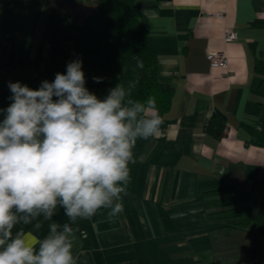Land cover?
<instances>
[{
  "label": "crops",
  "instance_id": "obj_1",
  "mask_svg": "<svg viewBox=\"0 0 264 264\" xmlns=\"http://www.w3.org/2000/svg\"><path fill=\"white\" fill-rule=\"evenodd\" d=\"M31 8L11 2L7 9L21 16L1 21L0 33L10 25L28 27ZM136 11L157 54L159 79L173 89L171 107L160 116L156 137L137 142L123 211L109 219L100 210L75 225L79 264H209V250L200 245L208 216L196 196L200 186L222 181L251 194L254 218L244 264H264V148L248 143L264 120V75L254 68L256 58L264 59V26L251 24L264 19V0H136ZM217 11L224 16H212ZM226 30L238 39L224 42ZM37 32L32 41L26 36L19 53L14 41L1 45L11 47L0 53V108L10 104L8 82L19 81L20 67L31 66L37 49H45ZM213 50L228 55L225 75L209 66L206 55ZM215 114L226 119L219 139L204 131ZM54 220L67 222L62 210ZM49 223L40 218L39 227L26 228L42 238Z\"/></svg>",
  "mask_w": 264,
  "mask_h": 264
},
{
  "label": "clouds",
  "instance_id": "obj_2",
  "mask_svg": "<svg viewBox=\"0 0 264 264\" xmlns=\"http://www.w3.org/2000/svg\"><path fill=\"white\" fill-rule=\"evenodd\" d=\"M80 58L38 89L8 82L0 108V264H79L75 227L106 210L123 211L139 140L163 123L155 99L117 83L103 98L86 87ZM103 82V77H93ZM67 222L54 220L58 211ZM49 221L38 237L26 226ZM34 222H36L34 224Z\"/></svg>",
  "mask_w": 264,
  "mask_h": 264
},
{
  "label": "trees",
  "instance_id": "obj_3",
  "mask_svg": "<svg viewBox=\"0 0 264 264\" xmlns=\"http://www.w3.org/2000/svg\"><path fill=\"white\" fill-rule=\"evenodd\" d=\"M92 1L96 20L86 26L78 22L74 6ZM47 16L41 31L43 43L69 50L68 62L80 58L86 87L103 98L117 83L135 84L133 97L155 99L159 116L169 111L173 89L158 76V57L149 43L148 30L136 11V0H45ZM252 25L264 26V19ZM15 28V27H14ZM16 37L7 36L10 41ZM67 62V63H68ZM254 68L264 75V59L256 58ZM103 77L101 83L93 77ZM226 119L215 114L204 127L219 139ZM248 143L264 148V120H259ZM196 200L203 202L208 218L216 221L210 232L209 264H244L254 218L253 199L245 189L226 181L202 185Z\"/></svg>",
  "mask_w": 264,
  "mask_h": 264
},
{
  "label": "rangeland",
  "instance_id": "obj_4",
  "mask_svg": "<svg viewBox=\"0 0 264 264\" xmlns=\"http://www.w3.org/2000/svg\"><path fill=\"white\" fill-rule=\"evenodd\" d=\"M9 2H13L15 6H17V8H21L22 5L30 4L32 7L31 9H33L32 19H34V21H29L28 27L23 26L21 27L22 29L18 26L10 25L8 32L0 33V53L2 52V54H5L11 46L6 45L5 47H3L1 45L5 43H10L11 41H14V51L16 53L21 52V46H23L22 42L27 41L26 36L29 35L28 39L32 41L31 35H33L37 31V34L39 35L41 30L43 29L45 18L47 16L45 0H0V15L2 17L0 18V22H4V25L6 24L5 21L9 20L11 16H21V13H12L7 9V6L10 4ZM73 8L74 11L78 12V22L80 24L86 26L94 24L97 16L96 6L94 2L83 1L82 3L76 4ZM8 35H12L16 38L12 39L11 41L9 39L7 40ZM39 46L40 45L38 43L35 44V48ZM43 46L45 47L44 50L42 49L39 51V48L37 49L35 62H31V66L27 64L25 66L20 67V70L17 72V75L15 77L21 83L27 84L32 89H38L41 82L44 80L53 81L57 72L64 73L66 71L67 61L72 55L69 50L63 48L52 46L46 43H43ZM41 48L43 47L41 46ZM44 52L46 53V55L44 54ZM200 226L201 230H203V226L207 230L205 240L203 241L202 239L200 243V245L202 246L201 248L203 249L204 247H206V249L209 250V235L211 230L216 226L215 221H213V219L209 220L208 218L207 221L205 223H201ZM262 238L264 239V236ZM202 253L203 252H201V258L203 257Z\"/></svg>",
  "mask_w": 264,
  "mask_h": 264
},
{
  "label": "built area",
  "instance_id": "obj_5",
  "mask_svg": "<svg viewBox=\"0 0 264 264\" xmlns=\"http://www.w3.org/2000/svg\"><path fill=\"white\" fill-rule=\"evenodd\" d=\"M216 18H221L224 16L223 13L217 11L212 14ZM238 36L233 30H226L223 35V41L226 43L236 41ZM206 58L208 60L209 66L214 69L222 71V75H225L228 71V55L224 50H213L208 51Z\"/></svg>",
  "mask_w": 264,
  "mask_h": 264
}]
</instances>
